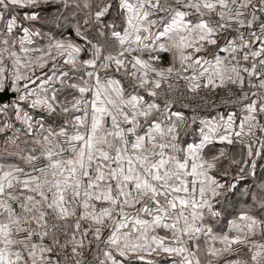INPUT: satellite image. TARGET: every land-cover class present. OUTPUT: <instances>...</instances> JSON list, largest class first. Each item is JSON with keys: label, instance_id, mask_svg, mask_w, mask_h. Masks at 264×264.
<instances>
[{"label": "snow or ice", "instance_id": "obj_1", "mask_svg": "<svg viewBox=\"0 0 264 264\" xmlns=\"http://www.w3.org/2000/svg\"><path fill=\"white\" fill-rule=\"evenodd\" d=\"M0 264H264V0H0Z\"/></svg>", "mask_w": 264, "mask_h": 264}]
</instances>
